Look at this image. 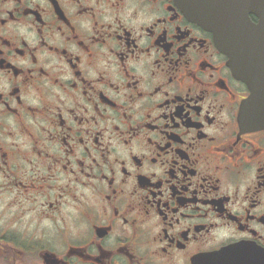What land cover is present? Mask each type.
Listing matches in <instances>:
<instances>
[{
	"label": "flooded vegetation",
	"instance_id": "flooded-vegetation-1",
	"mask_svg": "<svg viewBox=\"0 0 264 264\" xmlns=\"http://www.w3.org/2000/svg\"><path fill=\"white\" fill-rule=\"evenodd\" d=\"M250 3L251 71L179 0H0V264H264Z\"/></svg>",
	"mask_w": 264,
	"mask_h": 264
},
{
	"label": "water",
	"instance_id": "water-1",
	"mask_svg": "<svg viewBox=\"0 0 264 264\" xmlns=\"http://www.w3.org/2000/svg\"><path fill=\"white\" fill-rule=\"evenodd\" d=\"M190 17L213 33L214 40L222 52L229 55L235 69L239 62L246 64L249 58L237 60L236 49L241 41L250 40L251 26L248 14L252 11L250 0H179ZM249 48V47H247ZM242 71L244 72V67ZM244 74V73H243ZM249 76V74H244Z\"/></svg>",
	"mask_w": 264,
	"mask_h": 264
}]
</instances>
